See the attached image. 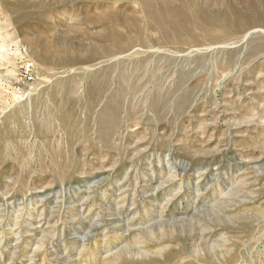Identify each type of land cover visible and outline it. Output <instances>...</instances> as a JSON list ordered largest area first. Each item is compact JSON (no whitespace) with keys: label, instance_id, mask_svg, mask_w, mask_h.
Instances as JSON below:
<instances>
[{"label":"rangeland","instance_id":"1","mask_svg":"<svg viewBox=\"0 0 264 264\" xmlns=\"http://www.w3.org/2000/svg\"><path fill=\"white\" fill-rule=\"evenodd\" d=\"M195 1L0 0V264H264V0Z\"/></svg>","mask_w":264,"mask_h":264},{"label":"bare ground","instance_id":"2","mask_svg":"<svg viewBox=\"0 0 264 264\" xmlns=\"http://www.w3.org/2000/svg\"><path fill=\"white\" fill-rule=\"evenodd\" d=\"M159 1L160 4H158V0H140L139 7L142 8L145 15L143 25L139 24V15L135 13L129 17L125 14H121L120 12H118V14L115 11H112V9L100 11L97 14V22L102 25L103 30L99 34L98 38L100 41L109 42L110 47L107 49V51L123 50V42H125L126 46L131 45L136 40L135 37L133 38V36H131L134 34L135 36H138L140 41H142L145 35L141 37L140 34H144V31L147 32V30H144V28L147 27L156 29L163 37V40L166 39L171 41L173 38H176L175 40L177 42L184 41L182 36L185 34L186 30L189 31L195 25H197V27L199 29L201 28L203 31L207 30V28L198 24L199 20L197 15H200L203 12L201 7L197 6L195 0ZM171 2L177 3L179 7H176V4V6L170 7V5H173ZM187 5H189V7H186ZM182 7L186 8L183 12L180 11V8ZM187 14H192L193 17L191 21L187 22ZM216 21L217 24L218 21L230 22L231 24L232 17L225 15L221 19L217 18ZM146 36L145 37L148 39V42L150 39H153L152 35Z\"/></svg>","mask_w":264,"mask_h":264}]
</instances>
